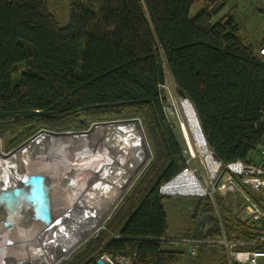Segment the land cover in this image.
<instances>
[{
	"label": "trees",
	"instance_id": "1",
	"mask_svg": "<svg viewBox=\"0 0 264 264\" xmlns=\"http://www.w3.org/2000/svg\"><path fill=\"white\" fill-rule=\"evenodd\" d=\"M193 3L71 0L70 21L60 26L49 0H0L1 124L23 121L27 134L61 120L76 119L83 126V118L143 115L157 126L160 157L125 200L109 232L69 264H97L99 249L111 259L134 254V264H183V252L163 249L168 229L160 189L186 168L163 112V55L219 160L249 161L261 146L264 57L258 48L264 42L255 48L243 41L232 16L214 22L225 4L206 5L191 16ZM19 65L26 69L16 80ZM218 200L226 228L232 231L236 225L251 236L255 229ZM204 204L194 208L191 218L201 238L203 227L196 222ZM212 227L219 236L218 226Z\"/></svg>",
	"mask_w": 264,
	"mask_h": 264
},
{
	"label": "bare ground",
	"instance_id": "2",
	"mask_svg": "<svg viewBox=\"0 0 264 264\" xmlns=\"http://www.w3.org/2000/svg\"><path fill=\"white\" fill-rule=\"evenodd\" d=\"M179 106L195 153L215 164L192 102L181 99ZM152 156L138 120L100 123L88 132H41L9 153L0 140V193L21 188L15 201L0 203V264L63 263L105 226ZM198 184L183 174L166 191L187 195Z\"/></svg>",
	"mask_w": 264,
	"mask_h": 264
},
{
	"label": "rangeland",
	"instance_id": "3",
	"mask_svg": "<svg viewBox=\"0 0 264 264\" xmlns=\"http://www.w3.org/2000/svg\"><path fill=\"white\" fill-rule=\"evenodd\" d=\"M70 2L71 0H49V9L56 17L60 26H66L70 21ZM224 3L225 7L223 8V12H220L214 17V22L221 21L223 19V15H230L240 25L241 35H243L245 38L248 37V40L253 42L254 40H258L256 39V37L258 31H260V23L262 21V16H264V0H194V3L191 8L192 15H194L198 10L205 7L206 5H211L213 9H216L219 7L220 4L222 5ZM262 28L264 29V21L262 23ZM259 41L260 40H258L257 42ZM163 61L165 64L166 82L165 85L161 88V95L165 100V108L163 112L166 123L171 128L172 133L174 134L182 156L185 160L186 167L189 166L190 168H199L201 174H204L206 171L204 161L205 156L200 155L201 153H199V151H196L195 153L194 144H192L191 136H188L190 133L186 126L184 115L179 106V101L183 99L180 96V89L177 86L172 76V73L166 64L164 55ZM25 69V65H19L17 67V75L15 76L16 80L25 71ZM75 120H61V122L57 121L56 123H45L43 125H40V127L34 133L27 134L24 133L23 130V127L25 125V122L23 121L10 120L6 121L3 124L0 123V140L3 141V151L5 153H9V151L11 152L15 148H17L18 146L25 143L30 138L34 137L36 134L41 132H88L91 130L92 127L100 123H108L123 120H138L139 122H141L142 127L145 131V135L150 143L153 156L152 159L147 163V165L143 169L142 173L136 179H134V181L130 184L128 190H126V192L124 193L121 200H119L113 214H111V217L109 218L105 226L95 234L89 236L83 242L84 244L78 248L77 252L73 255H69L66 260L61 264H69L75 257L79 255L80 252L85 251L90 243H93L95 240L101 238L103 233L107 234L109 232V225L115 220L117 214L121 211L125 200L131 195L137 184L145 177L147 171L155 164V162L160 157L157 148L158 140L156 138V134H158V130L156 128L157 126L152 127V125L149 123V121H147V119L143 115H139L134 118H83L86 123L83 126H78V121ZM209 150L210 152H212L210 148ZM199 155L201 158H203V160L199 157ZM200 179L202 180L201 176ZM164 196L165 199L163 200V206L167 214L168 242L163 245V249L171 251L177 250L183 252L185 254L183 264H228L226 255L222 249L198 247L197 249H195L196 252L194 253L191 247L187 244V240L185 239V237L189 233H191V229H193V222L191 218L194 208L198 204H204L206 202V198L190 197L187 195L178 194H168ZM223 203L226 209L230 211H233L234 208H238L241 205L239 196H237L236 200H233L228 196L227 199L223 201ZM198 221L196 222L197 227H202L203 221L201 217L198 218ZM103 254L104 253H102V249H99L94 255L98 256L100 260L101 258L106 256Z\"/></svg>",
	"mask_w": 264,
	"mask_h": 264
},
{
	"label": "built area",
	"instance_id": "4",
	"mask_svg": "<svg viewBox=\"0 0 264 264\" xmlns=\"http://www.w3.org/2000/svg\"><path fill=\"white\" fill-rule=\"evenodd\" d=\"M258 53L264 57V43L258 48ZM211 155L215 164L205 162L204 174H201L199 168L187 166L174 178L183 174H193L200 187L187 196L206 198L208 203L203 205L200 216L203 221V237L195 235L197 232L194 227L191 237L185 238L187 244L194 253L198 247L221 248L225 251L228 264H264V146L261 145L249 161L224 163L216 159L213 152ZM172 181L161 187L162 194H169L166 190ZM228 196L233 200L239 196L241 205L238 208L230 211L224 207L232 216H238L244 224L255 229L251 236L247 237L236 225L232 226V231L226 228L227 215L221 209L218 198L223 202ZM212 217L215 218V222H208ZM211 223L218 226L219 236L212 234L214 224ZM135 257L133 254L114 259L107 258L114 264H134Z\"/></svg>",
	"mask_w": 264,
	"mask_h": 264
},
{
	"label": "water",
	"instance_id": "5",
	"mask_svg": "<svg viewBox=\"0 0 264 264\" xmlns=\"http://www.w3.org/2000/svg\"><path fill=\"white\" fill-rule=\"evenodd\" d=\"M199 123H200V120H199ZM200 126H201V124H200ZM201 130H202V133L204 135L202 127H201ZM204 138H205V135H204ZM205 140H206V138H205ZM206 144H207V140H206ZM261 145L264 146V137H263V140L261 142ZM215 158L217 159L216 156H215ZM20 193H21V188H18V187H13V188H9L7 190H4L0 193V203L5 202V201H8V202L15 201L20 196ZM97 264H114V263L109 258L103 257L102 259L97 261Z\"/></svg>",
	"mask_w": 264,
	"mask_h": 264
},
{
	"label": "crops",
	"instance_id": "6",
	"mask_svg": "<svg viewBox=\"0 0 264 264\" xmlns=\"http://www.w3.org/2000/svg\"><path fill=\"white\" fill-rule=\"evenodd\" d=\"M225 4V3H224ZM202 9V8H201ZM200 9V10H201ZM223 10L224 9H222L221 10V13L223 12ZM199 11V10H198ZM197 11V12H198ZM196 12V13H197ZM195 13V14H196ZM194 14V15H195ZM194 15H192V10H191V16H194ZM225 16H230V15H223V18L225 17ZM263 21H264V16H262V21H261V23H260V31H258V33H257V37H256V39H258V40H260L259 42H257L258 40H254V42L253 41H250V40H248V37H244L243 35H241V27H240V25H239V37L243 40V41H245V42H249L248 44H252L255 48H258L263 42H264V29L262 28V23H263ZM203 223V222H202ZM192 228H194V226L192 227Z\"/></svg>",
	"mask_w": 264,
	"mask_h": 264
}]
</instances>
